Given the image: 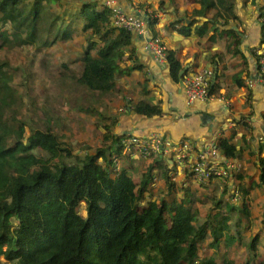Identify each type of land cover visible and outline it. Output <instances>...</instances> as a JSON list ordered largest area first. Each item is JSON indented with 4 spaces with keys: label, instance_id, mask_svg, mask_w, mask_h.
<instances>
[{
    "label": "trees",
    "instance_id": "obj_1",
    "mask_svg": "<svg viewBox=\"0 0 264 264\" xmlns=\"http://www.w3.org/2000/svg\"><path fill=\"white\" fill-rule=\"evenodd\" d=\"M198 2L201 8L193 15L203 16L209 8L229 14L233 6L232 0ZM67 4L0 0V51L35 44L46 48L67 43L79 33L85 47L73 80L102 95L114 89L117 76L144 69L137 60L133 34L113 25L111 9L99 0H74L68 4L71 8ZM218 17L223 16L217 12L212 17L215 23ZM157 23L156 17L148 21L153 37ZM194 24L182 25L185 35ZM166 64L172 81L179 83L186 72L179 76L182 67L171 50L166 52ZM5 67L0 64V264H198V248L206 240L215 251L225 249L222 264H236L226 255L234 245L254 252L264 242L263 233L247 242L240 237L244 227L248 229L249 212L230 201L233 194L225 202L224 193L194 198L185 182L175 183L174 166L162 157L147 158L152 160L138 184L129 167L117 172L114 161L121 158L124 137L113 131L117 119L102 118L112 122L101 127L102 147L83 155L73 153L49 129L27 135L25 124L12 116L21 96ZM215 87L213 83L210 94ZM131 111L151 119L161 116L162 106L141 99ZM233 138V133L221 137L218 147L226 158L240 159L243 150ZM257 162L256 185L264 189V158ZM157 172L165 196L158 202L146 200ZM244 177L239 173L233 181L241 184ZM240 184L237 190L244 197L249 190ZM206 205L211 207L197 226L199 210ZM256 256L260 255L247 256L241 264H264L263 259L255 261Z\"/></svg>",
    "mask_w": 264,
    "mask_h": 264
},
{
    "label": "crops",
    "instance_id": "obj_2",
    "mask_svg": "<svg viewBox=\"0 0 264 264\" xmlns=\"http://www.w3.org/2000/svg\"><path fill=\"white\" fill-rule=\"evenodd\" d=\"M179 1L161 8L155 31L166 49L174 52L182 70L186 68L185 76L197 71L215 72L216 98L188 105L181 81L173 82L168 65L155 62L145 49L150 35H133L137 60L144 69L116 78L115 87L125 104L123 114H118V130L121 135L138 137L158 134L170 144L189 138L201 147L211 140L218 128L234 121L235 127L227 128L223 136L233 133V144L243 150L240 159L232 160L241 171L240 166L247 164L250 157L255 163L261 157L257 136L264 134V87L256 83L250 87L247 82L259 75L255 49L264 38V0H232L229 14L222 8H209L203 16L193 15V11L201 8L198 0H194L189 10L186 6L177 9ZM115 4L127 14L145 12L137 7L135 0H116ZM217 12L223 17H218L215 23L212 17ZM226 18H229L227 25L224 24ZM191 21L195 24L185 35L182 25ZM235 41L238 43L234 46ZM141 99L151 104L161 103V116L146 119L133 113L132 104ZM116 107L122 111L123 105ZM174 169L173 175L183 177L176 166ZM183 182L188 183L185 179ZM214 182L219 183V180Z\"/></svg>",
    "mask_w": 264,
    "mask_h": 264
},
{
    "label": "rangeland",
    "instance_id": "obj_3",
    "mask_svg": "<svg viewBox=\"0 0 264 264\" xmlns=\"http://www.w3.org/2000/svg\"><path fill=\"white\" fill-rule=\"evenodd\" d=\"M62 1L68 4L71 1L74 2V0ZM99 1L102 3L103 0ZM135 2L140 10L157 16L161 8L166 7L167 4L171 5L170 2L173 3L174 0L173 2L171 0H140L142 2L140 4L145 5L144 8L140 6L138 1L135 0ZM161 2H163L162 6ZM193 2L194 0H181L177 9L186 6L189 10L191 4L194 5ZM53 8L59 9L55 5ZM69 8L71 7L69 6ZM80 36L79 33L73 34L72 40L67 43L57 42L55 45L46 48L35 44L34 47L0 51V64L6 66V70L12 77V85L21 96L20 105L13 109L12 116L25 124L26 134L28 135L33 130L44 131L49 129L73 153L83 155L102 147L101 134L104 131L101 127L103 124H112V122L104 121L102 118H119L118 114H123L125 111V104L121 102L122 98L116 87L109 94L102 95L79 86L73 80V76L80 72L78 59L85 47L84 40ZM117 105L119 107L123 105L122 111H118ZM113 110H116V113ZM113 131L115 134L121 135L118 127ZM121 154L122 157L117 160L115 170L119 172L123 168L129 167L130 176L138 184L152 158L144 159L137 151H131L128 154L122 152ZM251 158L246 162L247 164L240 166L241 171L237 173L244 174L243 183L240 184L236 180H231L233 186H236L235 190H232L230 186L227 189L226 187L222 189V185L217 182L197 186L186 180L189 184L186 183L185 185H189L194 198L198 199H203L206 194L218 197L224 193L223 202H225L230 197L229 194L233 192L235 198H231L230 201L235 202L239 209L243 206L242 210L245 208L249 212L248 229L245 226L240 236L246 242L254 234H264V189L256 185L258 181L257 165L253 160L254 158ZM155 175L154 184L147 188L146 200L154 199L158 202L165 196V185L159 178V172ZM172 178L177 185L184 180L183 177L176 175H173ZM239 184L244 185L243 188L249 190L244 197L237 190ZM177 193L181 194L178 191ZM210 207L211 205H206L199 210L200 216L196 222L197 226L205 220ZM210 242V240H206L198 248V264L209 260H214L216 264H222L220 260L225 254V249L220 247L219 250L215 251L209 247ZM256 254L260 256H256L255 261L262 259L264 261V242L260 243L254 252L246 251L242 247L238 249L234 245L226 255L236 264H241L247 256L253 257Z\"/></svg>",
    "mask_w": 264,
    "mask_h": 264
},
{
    "label": "built area",
    "instance_id": "obj_4",
    "mask_svg": "<svg viewBox=\"0 0 264 264\" xmlns=\"http://www.w3.org/2000/svg\"><path fill=\"white\" fill-rule=\"evenodd\" d=\"M115 3L116 0H103L101 3L112 10L113 25L116 28H123L132 34H146L147 30H145L143 21L138 16L122 12L116 7ZM148 17L152 19L153 14L148 12ZM145 49L155 62L166 63L167 50L158 37L150 38L145 43ZM255 55L259 76L254 81H249L248 84L250 87L255 83L264 87V38L258 48L255 49ZM213 76V71L206 70L188 74L183 78L181 83L188 105L193 104L195 101L208 102L216 98V96L209 93ZM234 127L235 122L231 121L228 122L227 127L218 128L213 133L211 140L201 147L196 146L189 138L170 144L158 134H152L147 137L126 136L121 140V147L122 152L128 154L131 151H137L144 159L154 155L167 159L169 163L178 168L185 180H189L197 186L209 185L215 180H219L222 189L225 187L227 189L231 180L239 172V167L233 165V159H228L221 153L218 144L226 129H233ZM257 144L260 156L264 158V134L257 136ZM116 163L117 160L114 161L115 167ZM231 198L234 199V195Z\"/></svg>",
    "mask_w": 264,
    "mask_h": 264
},
{
    "label": "clouds",
    "instance_id": "obj_5",
    "mask_svg": "<svg viewBox=\"0 0 264 264\" xmlns=\"http://www.w3.org/2000/svg\"><path fill=\"white\" fill-rule=\"evenodd\" d=\"M123 12V11H122ZM125 13V12H124ZM140 14V16H144L145 18H146V20H143L140 16H138L137 14H132V15H135V16H138L142 21H143V23H144V25H145V30H147L146 31V34H145V36L147 37L148 35H150V36H148L147 38V40H146V42L147 41H149L150 40V38H156V37H153V36H151V30H150V28H149V25H148V21L149 20H151L149 17H148V12H144L143 14H141V13H139ZM154 17H156V18H158L157 16H154L153 15V18ZM131 33V32H130ZM132 34V33H131ZM133 35H140V34H133ZM157 37L161 40V43L163 44V42H162V39L157 35ZM164 45V44H163ZM166 48V47H165ZM167 50V49H166ZM259 70V69H258ZM213 73H214V76H213V78L215 79V72L213 71ZM259 76V75H258ZM257 76V77H258ZM184 77H185V75H184ZM183 77V78H184ZM183 78H182V80H183ZM212 78V82H211V85L214 83V79ZM182 80H181V82H182ZM249 82V81H248ZM247 82V83H248ZM249 85V84H248ZM210 92V91H209ZM213 96H215L214 95V93L212 94ZM132 135V134H131ZM126 136H129V135H124V137H126ZM132 136H135V135H132ZM123 137V138H124ZM223 137V136H222ZM159 156V155H158ZM121 157H122V154H121ZM160 158H161V156H159ZM119 160V159H118Z\"/></svg>",
    "mask_w": 264,
    "mask_h": 264
},
{
    "label": "water",
    "instance_id": "obj_6",
    "mask_svg": "<svg viewBox=\"0 0 264 264\" xmlns=\"http://www.w3.org/2000/svg\"><path fill=\"white\" fill-rule=\"evenodd\" d=\"M138 16H140L139 13H136ZM143 20H146V18L144 16H140ZM186 68L184 70H181L180 73H179V76L181 77L186 71ZM214 79V78H213Z\"/></svg>",
    "mask_w": 264,
    "mask_h": 264
}]
</instances>
